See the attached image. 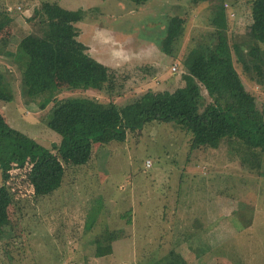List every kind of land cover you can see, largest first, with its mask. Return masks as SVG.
<instances>
[{"label": "rangeland", "instance_id": "rangeland-1", "mask_svg": "<svg viewBox=\"0 0 264 264\" xmlns=\"http://www.w3.org/2000/svg\"><path fill=\"white\" fill-rule=\"evenodd\" d=\"M39 1L46 0H0V14L24 13ZM48 1L71 11H87L75 25L77 40L93 59L114 70L116 86L124 92L109 97L105 90H70L61 83L58 99L114 102L117 107L136 98L151 102L160 93L182 87L186 55L218 36L209 3ZM251 2L224 0L223 35L235 70L264 115V67L258 84L252 66L243 69L248 49L238 48L245 47ZM173 16L185 20L184 32L173 54L165 55L159 43ZM14 18L24 29L16 28L20 34L14 40L3 39L6 43L0 48V90L10 98L0 103V115L9 128L63 160L61 138L43 122L51 104L43 111L26 106L21 69L2 55L13 53L20 38L40 26ZM202 94L206 95L203 90ZM190 145L191 136L175 124H146L129 132L124 143L94 145L89 163L66 167L60 188L42 198L33 196L27 184L29 167L9 164L14 194L8 208L11 236L0 240V264H264V151L238 140L224 141L215 150H191ZM107 232L117 236L112 254L95 259L93 241Z\"/></svg>", "mask_w": 264, "mask_h": 264}, {"label": "trees", "instance_id": "trees-1", "mask_svg": "<svg viewBox=\"0 0 264 264\" xmlns=\"http://www.w3.org/2000/svg\"><path fill=\"white\" fill-rule=\"evenodd\" d=\"M120 1L139 6L147 0ZM188 2L193 6L204 3L213 6L211 24L218 36L210 44L192 49L186 55L182 87L171 93H160L151 102L136 98L122 107H117L114 102L101 105L84 99L57 98L61 83L70 90H105L109 97H119L124 92L120 85L116 86L114 70L93 59L88 54V47L77 40L79 32L75 25L84 20L86 10L71 11L48 0L29 8L25 21L37 22L40 26L36 32L20 38L15 51L5 57L21 69V95L25 105H36L43 111L51 104L43 122L61 138L64 159L60 160L51 151L37 146L34 140L9 128L0 115V240L11 236L8 208L13 204L14 194L8 171L14 162L18 163L15 165L18 169L29 167L27 184L33 196L42 198L52 196L60 188L66 167L89 163L94 145L124 143L129 132L140 131L153 122L172 123L188 133L191 150H215L224 141L238 140L250 149L264 151L263 112L255 97L246 91L229 58L223 35L227 29L224 0ZM250 18L245 47L240 45L238 48L240 51L248 49L246 61L242 60L243 69L246 71L249 65L252 66L259 84L264 67V52L260 48L264 47V0H252ZM166 24L159 49L165 55H172L175 44L183 35L185 20L173 16ZM4 27V21L0 20V32ZM2 79L0 72V81ZM9 101L10 98L0 90V103ZM93 224L91 218L88 225L91 228ZM116 240L115 232H107L95 239L92 257L108 258Z\"/></svg>", "mask_w": 264, "mask_h": 264}, {"label": "crops", "instance_id": "crops-1", "mask_svg": "<svg viewBox=\"0 0 264 264\" xmlns=\"http://www.w3.org/2000/svg\"><path fill=\"white\" fill-rule=\"evenodd\" d=\"M24 4V3H23ZM10 8V7H9ZM30 8V7H29ZM26 9L25 11H24V13H19V14H16L19 18H23L24 19V22L28 25L29 23L28 22H26L25 21V19H26V15H27V13L30 11V9ZM12 13H3V14H0V19L2 20V21H4V23H5V27H4V29L0 32V34L1 35H3V34H6L7 36L6 37H4V38H1V40H0V48H2L3 49V47H4V43H6V40H3V39H13L14 40V38H15V34H20V33H18L19 31L18 30H16V28L17 29H19V28H23L24 29V27H23V25H20V24H18V21L14 18L16 15H11ZM29 14V13H28ZM21 17H20V16ZM10 16H12V17H10ZM33 24V23H32ZM6 29V30H5ZM21 32V31H20ZM0 35V36H1ZM17 40H19V39H17ZM12 42V41H11ZM11 42H9V43H11ZM9 43H7V44H9ZM3 56H5V54H2Z\"/></svg>", "mask_w": 264, "mask_h": 264}, {"label": "built area", "instance_id": "built-area-1", "mask_svg": "<svg viewBox=\"0 0 264 264\" xmlns=\"http://www.w3.org/2000/svg\"><path fill=\"white\" fill-rule=\"evenodd\" d=\"M18 10L21 11V9H19V8H18ZM175 71H176V66H174V67L172 68V72H175ZM150 165H151L150 162H147V163H146V167H150Z\"/></svg>", "mask_w": 264, "mask_h": 264}]
</instances>
